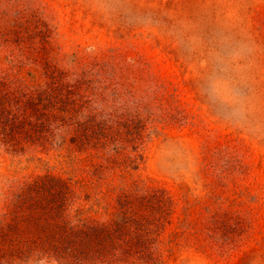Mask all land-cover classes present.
I'll use <instances>...</instances> for the list:
<instances>
[{"label":"rangeland","instance_id":"rangeland-1","mask_svg":"<svg viewBox=\"0 0 264 264\" xmlns=\"http://www.w3.org/2000/svg\"><path fill=\"white\" fill-rule=\"evenodd\" d=\"M0 264H264V0H0Z\"/></svg>","mask_w":264,"mask_h":264}]
</instances>
